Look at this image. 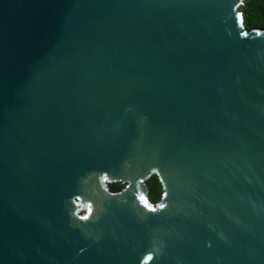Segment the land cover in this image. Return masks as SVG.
<instances>
[{"label":"water","instance_id":"obj_1","mask_svg":"<svg viewBox=\"0 0 264 264\" xmlns=\"http://www.w3.org/2000/svg\"><path fill=\"white\" fill-rule=\"evenodd\" d=\"M244 2L0 0V264H264Z\"/></svg>","mask_w":264,"mask_h":264},{"label":"trees","instance_id":"obj_2","mask_svg":"<svg viewBox=\"0 0 264 264\" xmlns=\"http://www.w3.org/2000/svg\"><path fill=\"white\" fill-rule=\"evenodd\" d=\"M245 17V27L264 30V0H245L242 10ZM150 193L153 194L154 201L160 200L162 197L163 187L157 175L151 177L149 181ZM125 184H114L116 188H123Z\"/></svg>","mask_w":264,"mask_h":264},{"label":"rangeland","instance_id":"obj_3","mask_svg":"<svg viewBox=\"0 0 264 264\" xmlns=\"http://www.w3.org/2000/svg\"><path fill=\"white\" fill-rule=\"evenodd\" d=\"M239 10L241 11V10H242V7H240ZM150 179H151V178H150ZM150 179L147 181V184L149 183ZM148 186H149V184H148ZM149 187H150V186H149ZM150 199H151V201L155 202L154 199H153V194H152V193H150ZM160 199H161V198H160Z\"/></svg>","mask_w":264,"mask_h":264}]
</instances>
